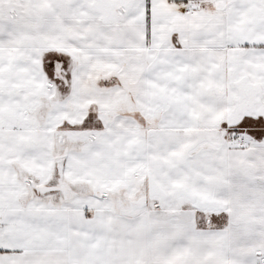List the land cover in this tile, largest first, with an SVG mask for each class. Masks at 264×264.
I'll use <instances>...</instances> for the list:
<instances>
[{
    "label": "snow or ice",
    "instance_id": "obj_1",
    "mask_svg": "<svg viewBox=\"0 0 264 264\" xmlns=\"http://www.w3.org/2000/svg\"><path fill=\"white\" fill-rule=\"evenodd\" d=\"M0 264H264V0H0Z\"/></svg>",
    "mask_w": 264,
    "mask_h": 264
}]
</instances>
